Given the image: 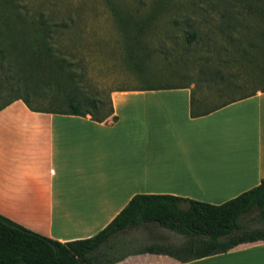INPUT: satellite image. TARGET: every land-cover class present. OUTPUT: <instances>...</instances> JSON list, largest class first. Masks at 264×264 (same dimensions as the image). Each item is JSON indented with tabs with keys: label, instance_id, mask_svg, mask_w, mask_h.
I'll return each instance as SVG.
<instances>
[{
	"label": "crops",
	"instance_id": "obj_1",
	"mask_svg": "<svg viewBox=\"0 0 264 264\" xmlns=\"http://www.w3.org/2000/svg\"><path fill=\"white\" fill-rule=\"evenodd\" d=\"M189 97L113 92L100 123L12 102L0 110V215L68 242L100 231L135 194L219 205L264 180V92L196 118ZM114 264H264V241L187 262L142 253Z\"/></svg>",
	"mask_w": 264,
	"mask_h": 264
},
{
	"label": "trees",
	"instance_id": "obj_2",
	"mask_svg": "<svg viewBox=\"0 0 264 264\" xmlns=\"http://www.w3.org/2000/svg\"><path fill=\"white\" fill-rule=\"evenodd\" d=\"M231 1L217 12L218 19L226 22L227 44L239 59L264 53V0ZM252 18L262 24L254 32L257 40L249 34ZM76 29L72 18L57 21L41 11L11 7L0 11V110L20 101L30 112L86 114L100 123L112 114L113 92L188 88H89L81 60L62 54L54 41L57 34ZM217 70L208 74L211 79L227 81ZM256 92H264V88L208 108L190 90L189 117L207 115ZM132 233L139 236H130ZM255 241H264V180L219 205L170 195L135 194L100 231L68 242L49 239L0 215V264H114L142 253L187 262ZM130 244L132 249L127 248Z\"/></svg>",
	"mask_w": 264,
	"mask_h": 264
},
{
	"label": "rangeland",
	"instance_id": "obj_3",
	"mask_svg": "<svg viewBox=\"0 0 264 264\" xmlns=\"http://www.w3.org/2000/svg\"><path fill=\"white\" fill-rule=\"evenodd\" d=\"M230 2L0 0V11L11 7L41 11L57 21L72 18L77 29L57 34L54 41L62 54L81 60L89 88L128 91L187 86L193 97L210 108L264 88V53L239 59L227 44L226 22L218 19L217 12ZM248 25L250 37L257 40L254 32L262 24L252 18ZM216 69L227 81L211 79L208 74Z\"/></svg>",
	"mask_w": 264,
	"mask_h": 264
}]
</instances>
